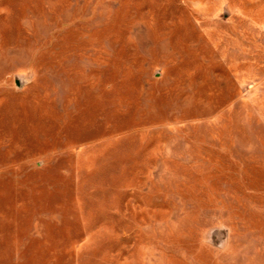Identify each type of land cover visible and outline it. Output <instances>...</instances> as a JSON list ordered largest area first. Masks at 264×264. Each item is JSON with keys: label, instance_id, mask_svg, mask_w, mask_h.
Segmentation results:
<instances>
[{"label": "rangeland", "instance_id": "rangeland-1", "mask_svg": "<svg viewBox=\"0 0 264 264\" xmlns=\"http://www.w3.org/2000/svg\"><path fill=\"white\" fill-rule=\"evenodd\" d=\"M0 264H264V0H0Z\"/></svg>", "mask_w": 264, "mask_h": 264}]
</instances>
